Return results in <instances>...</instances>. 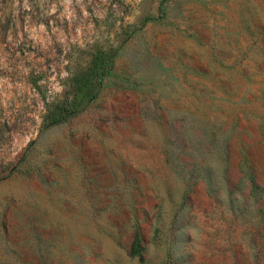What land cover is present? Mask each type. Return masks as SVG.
Wrapping results in <instances>:
<instances>
[{"label":"rangeland","instance_id":"obj_1","mask_svg":"<svg viewBox=\"0 0 264 264\" xmlns=\"http://www.w3.org/2000/svg\"><path fill=\"white\" fill-rule=\"evenodd\" d=\"M0 264H264V0H0Z\"/></svg>","mask_w":264,"mask_h":264},{"label":"trees","instance_id":"obj_2","mask_svg":"<svg viewBox=\"0 0 264 264\" xmlns=\"http://www.w3.org/2000/svg\"><path fill=\"white\" fill-rule=\"evenodd\" d=\"M94 60H97V58H95ZM90 76H87V78L85 77L84 79L85 80H88Z\"/></svg>","mask_w":264,"mask_h":264}]
</instances>
